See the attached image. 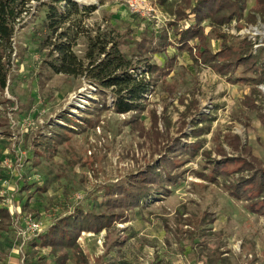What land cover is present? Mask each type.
Returning <instances> with one entry per match:
<instances>
[{
	"label": "rangeland",
	"instance_id": "obj_1",
	"mask_svg": "<svg viewBox=\"0 0 264 264\" xmlns=\"http://www.w3.org/2000/svg\"><path fill=\"white\" fill-rule=\"evenodd\" d=\"M43 1L27 4L14 36L8 86L0 91V206L11 212L9 220L0 218V264H55L51 248L32 240L61 216L104 211L110 193L154 163H162L169 177L165 189L125 211L122 222L82 232L77 247L61 251L65 264H264V197L257 199L251 186L239 195L231 189L254 173L245 160L264 167V82H253L258 74L246 70L253 64L223 72L198 52L204 45L217 54L226 40L234 49L248 41L253 55L264 54L257 0H246L242 13L217 32L205 19L204 44L198 36L186 40L192 51L181 46L187 19L166 1L74 0L97 7L66 24L84 31L73 48L77 55H85L90 37L114 28L127 33L121 49L128 57L169 71L147 74L143 110L124 114L114 111L110 92L104 106L85 77L42 68L48 52L38 38L47 34ZM170 1L175 9L183 2ZM162 34L166 50L138 49L143 39L158 44ZM66 116L77 123L68 125ZM59 126L67 128L66 139L54 143ZM44 136L49 142L39 148ZM215 163L223 170H214Z\"/></svg>",
	"mask_w": 264,
	"mask_h": 264
},
{
	"label": "trees",
	"instance_id": "obj_2",
	"mask_svg": "<svg viewBox=\"0 0 264 264\" xmlns=\"http://www.w3.org/2000/svg\"><path fill=\"white\" fill-rule=\"evenodd\" d=\"M163 1H166V6L171 12H177L179 19H187L188 28L180 32L181 46L191 51L192 48L186 40L198 36L203 42L201 44L205 42L204 28L200 27L205 19L209 18L212 21L213 30L217 32L219 25L231 21L240 15L246 7V0H196L193 4L190 0H183L186 5L182 2L175 9L174 2ZM28 2L29 0H0V91H4L8 86L14 54V36L22 17L27 13ZM190 2L194 13L189 15L186 9L191 6ZM62 3L63 6H61ZM257 3L256 9L264 14V0H257ZM39 7H44L46 11L43 27L47 33L38 35L39 43L48 49L47 57L42 61V68L69 76L85 77L97 88L96 94L101 95L104 106H108L107 93H112L114 97L113 109L117 113L141 112L144 108L142 101L144 94L150 89L151 84L146 75L164 72L165 77L169 73L168 69L163 70V67L145 59L142 61L140 57L138 61L128 57L121 49V44L125 41L127 33L114 28L106 32L100 31L96 36L90 37L86 53L80 57L73 48L76 39L84 31L78 23L66 24L73 17L80 18L95 11L96 5H84L74 0H44ZM254 20V16H252L251 21ZM65 25L66 27L62 29ZM167 40L168 37L163 34L158 44L143 39L138 44V49L142 53L160 52L166 50ZM232 48L224 40L217 54L205 49L204 45L198 49V52L202 54L205 62L213 60L218 70L223 72L228 69L233 70L237 64L244 66L253 64L246 69L253 68L258 74L253 82L260 80H263L260 82H264V61L259 64L255 63L259 57H264L263 52L253 55L251 53L252 45L248 41L240 42L238 49ZM219 58L224 59L222 64H217ZM140 66L145 69L140 71ZM130 69H136L138 73L134 74ZM91 107L97 110L102 108L96 104ZM65 122L68 125L77 123L69 116L65 117ZM65 129L67 128L63 126L56 128L58 132H56V136H53L54 143H60L66 139ZM48 142V137L44 136L37 141V146L42 148L41 146H47ZM176 146L178 147L180 144H176ZM159 164L162 163L148 165L147 170L141 172L137 178L134 177L128 186L119 187L116 195L110 193L106 199L104 211L79 209L73 214L61 216L47 231L33 239L32 244L50 247L55 264H65L67 254H61V251L77 247L78 238L82 232H98L102 228L122 222L127 218L125 211L141 206L146 197L165 189V175L161 172ZM244 165L254 169V173L250 181L243 179L233 184L231 186L232 193L239 195L247 191L245 187L251 186L256 198L261 199L264 197V167H260L262 164H257L256 160H245ZM224 166L215 163L213 169L222 171ZM167 176L165 178H169ZM0 218L9 220L11 218L9 209L0 206ZM82 262L86 263L87 261L83 259Z\"/></svg>",
	"mask_w": 264,
	"mask_h": 264
},
{
	"label": "built area",
	"instance_id": "obj_3",
	"mask_svg": "<svg viewBox=\"0 0 264 264\" xmlns=\"http://www.w3.org/2000/svg\"><path fill=\"white\" fill-rule=\"evenodd\" d=\"M28 222L30 223V226L33 228V229H39L40 225L39 223L35 222L33 218H29Z\"/></svg>",
	"mask_w": 264,
	"mask_h": 264
}]
</instances>
